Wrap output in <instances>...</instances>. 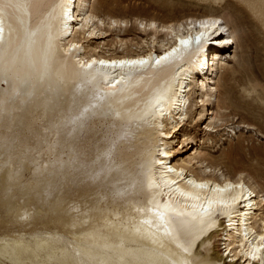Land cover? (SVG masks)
<instances>
[{
  "label": "bare ground",
  "instance_id": "obj_1",
  "mask_svg": "<svg viewBox=\"0 0 264 264\" xmlns=\"http://www.w3.org/2000/svg\"><path fill=\"white\" fill-rule=\"evenodd\" d=\"M95 4L0 0V256L17 261L20 237L43 229L68 248L33 238L42 264H264V194L243 171L217 175L189 137L198 120L204 135L225 129L215 79L229 26ZM132 24L136 41L123 38ZM177 135L192 157L171 160Z\"/></svg>",
  "mask_w": 264,
  "mask_h": 264
},
{
  "label": "rangeland",
  "instance_id": "obj_2",
  "mask_svg": "<svg viewBox=\"0 0 264 264\" xmlns=\"http://www.w3.org/2000/svg\"><path fill=\"white\" fill-rule=\"evenodd\" d=\"M105 1V8L95 4L100 14L111 13L115 17L131 21L132 18H142L166 23L181 18L210 14L218 16L226 22L233 34L235 45L229 43L220 46L221 58L224 62L217 68V78L215 79L220 111L225 114L221 119L222 124L225 125L222 129H225L215 134L204 135L202 128L207 123L206 121H209L206 119L198 120L192 130L187 127L186 132L188 134L190 130L192 135L190 134L189 137L191 136L192 139L203 140L201 151L206 155V158L219 161L220 171L217 175H220L221 172L231 175L234 171H243L253 178L257 189L264 194V0ZM135 28L136 26L132 24L124 33L123 38H132L136 41L137 37H141L142 35ZM112 36L122 37V33L112 32L110 37L107 36L104 41L113 40L115 37ZM231 86H234V90L231 89ZM194 91H200L198 86L193 85L190 93L192 97L189 95L191 104L194 103ZM208 108L216 111L215 106ZM192 109L193 107L189 112L190 118H197V112L201 108L197 111ZM207 117L209 116L207 115ZM182 143V137L169 141L171 149L175 150L171 160L178 159L180 155L192 157L190 155L192 141H184L183 147ZM47 231L41 229L23 234L20 239H23V243L28 245L26 253L22 252L21 255H18V260L15 262L0 256V264H34L35 259L40 264V260L47 251H40L37 257L29 252V249L32 248L30 245H33L31 242L36 237L51 238L53 242L51 246L55 248L54 251L52 249L53 255L57 254L56 248L59 246L68 248L64 237L59 235L52 237ZM8 239L6 238L5 242L10 244L11 241ZM223 254L226 257V253ZM35 262L38 264L36 260Z\"/></svg>",
  "mask_w": 264,
  "mask_h": 264
},
{
  "label": "snow or ice",
  "instance_id": "obj_3",
  "mask_svg": "<svg viewBox=\"0 0 264 264\" xmlns=\"http://www.w3.org/2000/svg\"><path fill=\"white\" fill-rule=\"evenodd\" d=\"M182 44H186L187 41H181ZM141 63H143V61H141Z\"/></svg>",
  "mask_w": 264,
  "mask_h": 264
}]
</instances>
